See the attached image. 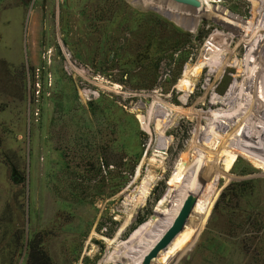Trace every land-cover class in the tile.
I'll return each instance as SVG.
<instances>
[{
	"label": "rangeland",
	"instance_id": "obj_1",
	"mask_svg": "<svg viewBox=\"0 0 264 264\" xmlns=\"http://www.w3.org/2000/svg\"><path fill=\"white\" fill-rule=\"evenodd\" d=\"M199 2L0 0V264H125L187 196L147 264H264V0Z\"/></svg>",
	"mask_w": 264,
	"mask_h": 264
},
{
	"label": "bare ground",
	"instance_id": "obj_2",
	"mask_svg": "<svg viewBox=\"0 0 264 264\" xmlns=\"http://www.w3.org/2000/svg\"><path fill=\"white\" fill-rule=\"evenodd\" d=\"M264 52V39H263V41H262V43L260 44V47H259V49H258V51H257V54H256V59L257 60H259L260 59V57H261V54ZM115 84V86H118L119 84L118 83H114ZM255 86V88L256 87H258L259 88V86H256V85H254ZM258 92V93H257ZM134 94V93H133ZM136 94V93H135ZM140 94V93H139ZM249 96L247 97L248 99H244L243 101H242V103H241V105H240V107L237 109V111L235 112V114H234V117H233V119H232V123H233V121H234V123H233V127L231 128V126L229 127V129L228 130H230L231 132H240L242 129H243V126L245 125L244 123L246 122V119H247V117H248V115H249V120L247 121V122H249V121H251L252 119H255V117L257 116V114H259V111H260V108H261V106H262V102H261V94H260V92L259 91H257L256 89H254V90H252L251 91V93H249L248 94ZM231 123V124H232ZM245 127V126H244ZM207 136V137H206ZM205 136V140L204 141H207V142H205L204 144H203V146L201 147H198L197 149H195L196 150V152L195 153H197V160L196 161H192L189 165H188V167H187V170H188V168H189V170H195L196 169V166H197V164L199 163V161L204 157V155L206 156H209L210 154H212L215 150H216V146H217V144L219 143V137H217V138H211V137H209L208 135H206ZM210 139H211V141H210ZM209 144V145H208ZM193 145V144H192ZM191 149V148H190ZM194 154V153H193ZM193 157H194V155H193ZM193 173H194V171H193ZM186 176V175H185ZM191 177H192V175H191ZM189 178V177H188ZM184 179V178H183ZM187 181H188V179H187ZM174 196H176V195H174ZM172 206V205H171ZM167 211V210H166ZM169 211V210H168ZM168 213V212H167ZM164 214V213H163ZM165 215V214H164ZM188 216H189V214H188ZM188 216H187V218H186V221H187V219H188ZM164 218V217H163ZM164 220V219H163ZM186 221H185V224H184V226H183V228L179 231V232H181L183 229H184V227H185V225H186ZM152 222V221H151ZM151 222H149V224L151 223ZM166 223V222H165ZM147 226H150V225H147ZM147 226L145 227V228H147ZM178 232V233H179ZM177 233V234H178ZM92 234H94L95 235V232L94 233H92ZM143 236H144V234H143ZM151 236V235H150ZM93 237V236H92ZM154 238V237H153ZM152 239V238H151ZM150 244V243H149ZM147 246V245H146ZM141 247V246H140ZM152 247V243L146 248V249H144L142 252H139V253H137V254H134L135 253V251L134 250H136L137 248H135V246H134V248L133 247H131L130 248V250L129 251H134L133 253H125L124 252V254H122V255H120V253L119 254H115V256H122V257H126V258H129V260H128V262H126L125 264H147V263H144V261L143 260H140L141 259V256L143 257V255L144 254H146V252L150 249ZM91 250V249H90ZM139 250V249H138ZM140 251V250H139ZM110 252H111V250H110ZM116 252H118V250L116 251ZM115 252V253H116ZM111 254V253H110ZM109 254V255H110ZM138 257V258H136V257ZM117 259V258H116ZM115 259V260H116ZM118 259H119V257H118ZM123 259V258H122ZM105 260V259H104ZM106 260H108V259H106ZM117 261V260H116ZM126 261H127V259H126ZM120 262V261H119ZM123 262V261H122ZM114 264H116V263H114ZM119 264V263H118ZM123 264V263H122Z\"/></svg>",
	"mask_w": 264,
	"mask_h": 264
},
{
	"label": "water",
	"instance_id": "obj_3",
	"mask_svg": "<svg viewBox=\"0 0 264 264\" xmlns=\"http://www.w3.org/2000/svg\"><path fill=\"white\" fill-rule=\"evenodd\" d=\"M178 2L190 4L193 6H198L200 4L199 0H176ZM14 179H16L14 177ZM192 206V197L187 196L183 205L174 216L171 224L165 230V232L156 240L153 246L146 252L143 257L144 263H147L151 257L155 256L158 251L164 247L171 239L183 228L186 218L190 212Z\"/></svg>",
	"mask_w": 264,
	"mask_h": 264
},
{
	"label": "trees",
	"instance_id": "obj_4",
	"mask_svg": "<svg viewBox=\"0 0 264 264\" xmlns=\"http://www.w3.org/2000/svg\"><path fill=\"white\" fill-rule=\"evenodd\" d=\"M26 264H52L49 255L41 248L38 239L28 242Z\"/></svg>",
	"mask_w": 264,
	"mask_h": 264
},
{
	"label": "crops",
	"instance_id": "obj_5",
	"mask_svg": "<svg viewBox=\"0 0 264 264\" xmlns=\"http://www.w3.org/2000/svg\"><path fill=\"white\" fill-rule=\"evenodd\" d=\"M0 58H2L5 62L15 64L17 61H20V58L15 53L14 45L7 44L4 48V51L0 53ZM18 58V59H17Z\"/></svg>",
	"mask_w": 264,
	"mask_h": 264
}]
</instances>
